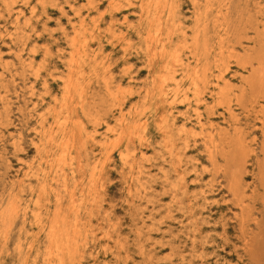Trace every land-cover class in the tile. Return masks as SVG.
<instances>
[{
	"label": "rangeland",
	"instance_id": "1",
	"mask_svg": "<svg viewBox=\"0 0 264 264\" xmlns=\"http://www.w3.org/2000/svg\"><path fill=\"white\" fill-rule=\"evenodd\" d=\"M262 123L264 0H0V264H264Z\"/></svg>",
	"mask_w": 264,
	"mask_h": 264
},
{
	"label": "bare ground",
	"instance_id": "2",
	"mask_svg": "<svg viewBox=\"0 0 264 264\" xmlns=\"http://www.w3.org/2000/svg\"><path fill=\"white\" fill-rule=\"evenodd\" d=\"M73 31V30H72ZM199 38V37H198ZM198 44V43H197ZM199 50V49H198ZM197 50V51H198ZM81 51V50H80ZM254 52V51H253ZM199 53V52H198ZM153 58V57H152ZM254 64V63H253ZM201 71V70H200ZM194 75V74H193ZM250 78V76H249ZM75 90V89H74ZM176 92L173 94L174 98L176 97V93H178V89L176 88L175 90ZM255 96V95H254ZM264 124V123H262ZM264 127V126H263ZM264 141V139H262ZM242 144V143H241ZM264 145V143H263ZM60 151V150H59ZM70 212V211H69ZM61 213V212H60ZM56 216V214H54ZM59 216V215H58ZM57 216V217H58ZM1 217V216H0ZM3 217V216H2ZM1 217V218H2ZM54 219V218H52ZM56 219V218H55ZM54 220H52L50 222V226H49V232H48V246H49V257H54L59 264H63V257L66 258L65 256L69 255L70 252V248L69 247V240L68 238H66V240L61 237L58 233V226H57V222ZM60 219V217H59ZM51 220V219H50ZM57 221L60 222V220L56 219ZM46 225V224H45ZM75 226V225H74ZM62 228V227H61ZM63 236V234H62ZM71 243V242H70ZM72 244V243H71ZM74 253V252H73ZM71 257V255H69ZM68 260V259H67ZM75 260V259H74ZM54 262V261H53ZM68 262V261H67ZM72 263V262H71Z\"/></svg>",
	"mask_w": 264,
	"mask_h": 264
}]
</instances>
